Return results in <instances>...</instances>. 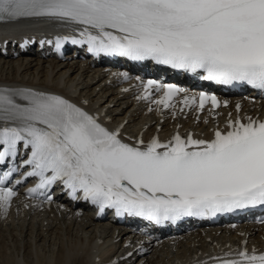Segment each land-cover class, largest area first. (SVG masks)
Listing matches in <instances>:
<instances>
[{
    "label": "snow or ice",
    "instance_id": "snow-or-ice-1",
    "mask_svg": "<svg viewBox=\"0 0 264 264\" xmlns=\"http://www.w3.org/2000/svg\"><path fill=\"white\" fill-rule=\"evenodd\" d=\"M31 17L82 25L81 39L71 42L86 44L95 56L153 61L202 72L216 84L264 90V0H0V20ZM148 89L163 91L153 102L165 109L184 91L149 80L144 99L151 97ZM209 101L220 106L214 95L201 92L199 109ZM196 102L185 96L181 103ZM247 119L230 121V130H217L210 141L177 134L167 143L153 138L146 146L143 140L131 146L118 130L109 131L61 96L5 88L0 89V164L15 157L22 144L30 149L22 166H30L28 177L39 178L30 195L61 182L73 199L82 193L101 213L114 209L117 216L158 225L215 216L264 205V121ZM10 175L0 176L5 213L17 194L5 186ZM239 256L224 264H264V255Z\"/></svg>",
    "mask_w": 264,
    "mask_h": 264
},
{
    "label": "bare ground",
    "instance_id": "bare-ground-1",
    "mask_svg": "<svg viewBox=\"0 0 264 264\" xmlns=\"http://www.w3.org/2000/svg\"><path fill=\"white\" fill-rule=\"evenodd\" d=\"M49 25L17 23L0 27V36L12 40L18 35L47 31ZM99 70H92L75 60L46 62L33 55L16 60L3 59L0 60V86L14 90L57 92L73 98L83 97L88 100L93 110L97 113L104 111L112 121L129 119L124 125L126 129H143L147 133L154 130L162 117L153 111L147 114L144 112L145 108L134 98L122 94L119 89L109 88L106 85L108 78ZM244 108L248 109L249 106ZM107 115L102 116L106 118ZM163 119V132L177 125H180L179 129L194 125V119H173L171 114ZM201 129L205 130L203 121L194 126L196 132ZM259 232L252 231L247 239L251 243H258ZM119 235L108 222H96L88 213L80 216L75 210L60 208L41 211L36 207H26L24 203L16 202L10 212L0 210V263L52 264L53 261L37 255L40 249H45L48 245L51 248L59 247L54 263L66 264L70 255H73L72 252L66 253L63 250L64 240L70 237L76 240V247L83 249V254L76 257L74 264H116L113 258L120 257L119 247L124 244L116 242ZM239 240L240 236L231 231L197 235L185 243L170 247H153L146 254L138 253L132 264H196L219 250L235 248ZM143 245L147 246L148 243ZM10 249H16L19 258L13 259L15 255L10 257Z\"/></svg>",
    "mask_w": 264,
    "mask_h": 264
},
{
    "label": "rangeland",
    "instance_id": "rangeland-1",
    "mask_svg": "<svg viewBox=\"0 0 264 264\" xmlns=\"http://www.w3.org/2000/svg\"><path fill=\"white\" fill-rule=\"evenodd\" d=\"M68 239V240H67ZM75 239H72L70 237L66 238V240H64V251L66 253H70L72 252L73 255L69 257L68 261L66 262V264H74V260L76 259V257H79L80 255L83 254V249L82 248H79V247H76V240L74 241ZM69 241V242H68ZM67 242V243H66ZM66 244V245H65ZM68 244V245H67ZM47 248H42L40 249V251H38V256L40 257H44V258H47L49 261H53L52 264H55L54 261L56 260L57 258V255H58V246L57 248L55 247H49L48 245L46 246ZM37 251V250H36ZM18 251L16 249H10V251L8 252V255L10 254L11 256L10 257H13V259H17L19 258L18 256ZM1 255H0V260H1ZM2 264V263H0Z\"/></svg>",
    "mask_w": 264,
    "mask_h": 264
}]
</instances>
